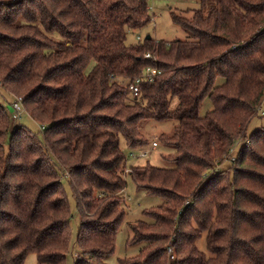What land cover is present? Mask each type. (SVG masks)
<instances>
[{
	"label": "trees",
	"instance_id": "1",
	"mask_svg": "<svg viewBox=\"0 0 264 264\" xmlns=\"http://www.w3.org/2000/svg\"><path fill=\"white\" fill-rule=\"evenodd\" d=\"M170 17L186 38L127 43L150 21L147 0H0V86L44 125L40 135L11 125L0 102V264L30 252L67 264L73 249L74 264H107L126 174L163 200L131 224L144 245L120 264H264V113L246 133L264 97V0H199ZM146 66L159 72L129 94ZM147 120L173 123L157 136L165 165L123 175L120 139L148 147ZM239 137L249 143L214 169ZM60 167L78 211L74 248Z\"/></svg>",
	"mask_w": 264,
	"mask_h": 264
},
{
	"label": "rangeland",
	"instance_id": "2",
	"mask_svg": "<svg viewBox=\"0 0 264 264\" xmlns=\"http://www.w3.org/2000/svg\"><path fill=\"white\" fill-rule=\"evenodd\" d=\"M148 6H150V21L138 30H129L126 34V42L133 43L140 40L146 34H149L151 37L156 39L170 40L173 38H186V32L177 24L172 22L170 17L171 11L183 10L186 8H196L199 6V0H147ZM139 35V39L136 37ZM223 81L222 78L218 77L216 83L219 84ZM13 96H18L8 92L4 87L0 86V102L4 105L5 110L8 114L11 113L12 107L10 102L14 99ZM262 110H264V97L261 101ZM212 107V103L208 97H205L202 100L201 106L199 108V114L203 115L207 110ZM10 119V117H9ZM11 121V125L14 124V121ZM262 117L259 111L257 110L256 115L251 117L246 125V133H250L252 130L260 127L262 125ZM18 123L24 124L32 132L40 135L39 123L29 116V114L22 113ZM171 120L164 121H155L147 120L144 123L145 134L149 140L156 141L157 144L154 147H151V143L146 148H128L124 140L121 138L119 145L122 153L125 155V164L126 168L123 171L125 175L128 170L127 167L131 165L144 164L146 161L149 163L162 166L165 165L164 161L161 158V153L170 151L169 148H166L162 145H159L157 140L158 133L168 132L172 127ZM6 143L4 145V150L6 151ZM139 149L147 150L145 156H138L137 152ZM130 152H133L134 155H131ZM234 155V153H233ZM220 163V165H219ZM228 161H219L214 164L215 167L219 165L220 167L226 166ZM61 170V184L64 189L69 210L70 218L68 223V230L70 232V241L72 248L75 247V239L78 228V211L75 205V200L71 186L68 181V175L66 171L60 167ZM203 171V173H205ZM125 186L121 190L120 195H122V207L124 209V215L119 223L116 232H115V246L113 252L105 257L107 264H120L119 259L128 258L137 255L139 249L144 245V242H131L132 229L131 224H134L137 220H149L143 214V211L159 206L163 200L161 196L156 193H151L146 191L142 187H138L130 178L128 174L124 176ZM169 243L166 244V246ZM196 245L200 250L206 252L205 245V235L202 234L197 240ZM72 257L67 255V264H70ZM23 264H35V254L33 252L28 253L23 261Z\"/></svg>",
	"mask_w": 264,
	"mask_h": 264
},
{
	"label": "built area",
	"instance_id": "3",
	"mask_svg": "<svg viewBox=\"0 0 264 264\" xmlns=\"http://www.w3.org/2000/svg\"><path fill=\"white\" fill-rule=\"evenodd\" d=\"M148 9L150 10V6H148ZM139 39V35L136 36ZM144 57H151V54L149 51H146L144 54ZM159 72L155 67L152 66H146L144 67L141 72L133 77L131 80L127 81L125 84L128 88L129 94L131 95H137L139 91V84L141 81H151L153 79V76ZM13 100L10 102V105L12 107V111L9 114V117L14 123H18L20 120V117L22 113H26V109L24 107L22 97L21 96H13ZM257 110L259 111L260 114L264 113V110H262L261 102L257 106ZM44 127L43 124H39V129L42 130ZM248 144L249 140L247 138H236L232 145L228 148L227 152L223 155V159L221 161H228L229 163H233L235 159V153L237 148L242 144ZM156 145V141L151 142V147H154ZM147 153V150L139 149L137 152L138 156H145ZM234 153V155H233ZM131 155H134L133 152H130ZM220 165V163H219ZM215 167V169L220 168V166ZM168 252L171 253L172 250L170 247H168ZM72 260L70 264H74V258L77 256V251L75 249L72 250L71 253Z\"/></svg>",
	"mask_w": 264,
	"mask_h": 264
},
{
	"label": "water",
	"instance_id": "4",
	"mask_svg": "<svg viewBox=\"0 0 264 264\" xmlns=\"http://www.w3.org/2000/svg\"><path fill=\"white\" fill-rule=\"evenodd\" d=\"M144 37L145 38H150L151 36L149 34H146Z\"/></svg>",
	"mask_w": 264,
	"mask_h": 264
}]
</instances>
